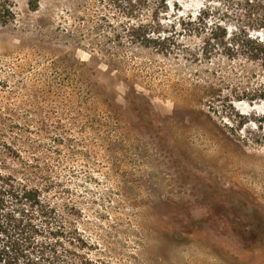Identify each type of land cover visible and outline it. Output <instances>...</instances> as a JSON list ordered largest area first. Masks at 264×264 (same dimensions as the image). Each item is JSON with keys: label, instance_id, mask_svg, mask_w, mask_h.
<instances>
[{"label": "rangeland", "instance_id": "obj_1", "mask_svg": "<svg viewBox=\"0 0 264 264\" xmlns=\"http://www.w3.org/2000/svg\"><path fill=\"white\" fill-rule=\"evenodd\" d=\"M12 2L0 27V170L53 209V261L264 264V99L237 98L257 85L239 66L198 57L217 23L264 38L246 1ZM139 24L186 50L128 44ZM114 31L111 56L101 35Z\"/></svg>", "mask_w": 264, "mask_h": 264}, {"label": "trees", "instance_id": "obj_2", "mask_svg": "<svg viewBox=\"0 0 264 264\" xmlns=\"http://www.w3.org/2000/svg\"><path fill=\"white\" fill-rule=\"evenodd\" d=\"M120 1L114 0L113 3L119 6ZM131 1L128 0L129 5ZM245 1V13L254 17L258 28L264 30V0ZM13 19L12 0H0V27L6 26ZM188 24L191 25V22H179L184 31ZM200 30L202 28L195 27L194 32L201 35ZM155 33H158V29L153 25L139 24L131 25L122 35L130 45L152 48L163 55H178L179 46L186 50L180 44V39L173 40ZM207 34L198 57H202L210 66L217 63L220 57L227 63L239 66L240 73L255 78L257 85L251 92L243 91L237 98L249 101L264 99V38L259 31L249 32L236 25L228 31L226 26L217 23ZM101 37L114 44L106 52L111 56L118 54L117 48L122 36L114 31ZM217 90L211 87V98L217 94ZM259 128L263 129L260 142L264 144V114L260 117ZM52 213L53 209L44 204L37 189L0 170V264H60L62 261H53V245L44 239L45 233L52 234L45 231ZM64 264L77 263L67 261ZM79 264L90 262L82 258Z\"/></svg>", "mask_w": 264, "mask_h": 264}, {"label": "bare ground", "instance_id": "obj_3", "mask_svg": "<svg viewBox=\"0 0 264 264\" xmlns=\"http://www.w3.org/2000/svg\"><path fill=\"white\" fill-rule=\"evenodd\" d=\"M235 105V104H234Z\"/></svg>", "mask_w": 264, "mask_h": 264}]
</instances>
